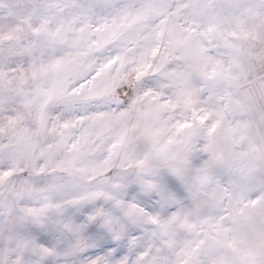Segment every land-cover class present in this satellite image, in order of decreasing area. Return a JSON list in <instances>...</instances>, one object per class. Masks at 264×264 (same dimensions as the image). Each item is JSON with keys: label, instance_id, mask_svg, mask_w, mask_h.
<instances>
[{"label": "snow or ice", "instance_id": "6c2138e0", "mask_svg": "<svg viewBox=\"0 0 264 264\" xmlns=\"http://www.w3.org/2000/svg\"><path fill=\"white\" fill-rule=\"evenodd\" d=\"M0 264H264V0H0Z\"/></svg>", "mask_w": 264, "mask_h": 264}]
</instances>
